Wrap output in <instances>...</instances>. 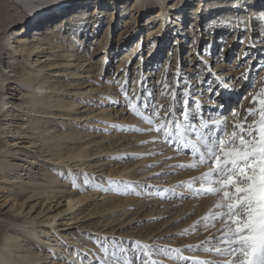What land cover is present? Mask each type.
Instances as JSON below:
<instances>
[{
  "label": "rangeland",
  "instance_id": "1",
  "mask_svg": "<svg viewBox=\"0 0 264 264\" xmlns=\"http://www.w3.org/2000/svg\"><path fill=\"white\" fill-rule=\"evenodd\" d=\"M85 1V7H81L84 5L81 0L61 1L64 3L55 5V10L48 7L42 15L17 22L9 30L10 43L16 45L17 36L31 40L43 31L58 29V36L66 46L33 49L28 56L29 64L25 60L14 64L21 70L26 67L38 71L42 67L39 76L46 75L50 83H56L58 88L47 91L51 97L43 105L54 116L41 122L50 130L53 128L52 133L57 136L49 145L56 141L59 146L55 149L44 146L40 150L43 142L33 131L25 129L23 135L16 136V124L8 123V118L0 115V129L5 127L1 129L0 140H11L9 147L14 151L7 154L8 160L16 165V173H21V178H31L26 186L32 189L31 192L22 190L17 179L12 182L10 177L15 168L7 170L6 175L0 173V227L7 224L14 228L12 222L16 221L29 226L27 222L34 221L38 235H46L49 244L60 248L53 254L48 253L47 246L40 247L34 236L24 234V229L19 227L14 241L21 248L18 255L12 253L10 258L23 264H71L72 254L78 249L83 251L82 262L88 264H191L204 260L226 264L234 257L205 251L220 244L217 238L229 227L234 230L228 217L214 219L219 212H226V207L218 209L212 205V200L220 201L223 195L197 194L196 190L202 186L200 178L209 166L186 165L199 164L195 154L207 151L201 139L205 133L202 124H218L222 129L215 133L219 139L211 142L218 152L219 140L227 141L234 130L240 131L238 127L234 129L235 125L244 124L246 128L259 121V101L264 100V21L249 17L264 13V3L220 0L212 7L215 13L223 12L222 18L212 16L204 22L199 17L188 18L189 22L200 24L198 28L188 24L185 31L181 27L176 31L178 27H174L173 21L161 23L155 1L140 11L137 7L142 5L132 0H102V4L100 0ZM190 11L187 10L188 16ZM76 12L83 19L80 25L95 14L88 21L99 27V30L92 28L82 42L75 41L76 55L82 56L80 62L68 57L65 50L70 46L66 35L72 32L67 29V22ZM239 13H244L241 20L245 23L235 32L234 22L238 21ZM37 29L40 34H35ZM171 29L181 38H159L157 45L162 48L154 49L157 33L167 34ZM13 54L16 60L20 59V52ZM204 66L208 71H204ZM223 97H229V101L223 102ZM198 105L203 106V111ZM250 109L253 115L245 121ZM22 112L28 118L26 110ZM185 112L189 114L188 121L184 119ZM165 116L169 119V130L175 129L171 121L182 123L184 140L172 136L164 142L163 133H157L156 127ZM192 117L196 119L193 121ZM148 118L153 120L152 125L146 122ZM137 119L142 122L137 123ZM151 138L155 140L150 142ZM31 141L36 144L32 145ZM150 145L152 149H148ZM139 146L146 147L147 151L137 150ZM80 150L89 157H76ZM37 156L39 160L35 161ZM142 156L154 157L136 164ZM131 163L119 175H130L128 171L136 167L148 168L150 172L130 179L139 192L131 189L119 194L117 198L124 197L122 203L112 204L111 199L107 200L110 192L107 189L116 187V175ZM67 167L71 170L64 173ZM158 174L163 176L155 179ZM101 182L106 183L102 189ZM203 187L207 189L211 185L205 183ZM160 190L163 193L159 194ZM72 193L86 194L87 198L51 218L56 208L65 207V196ZM126 198H129L128 204H124ZM171 205L175 206L174 210H169ZM125 207L129 208L126 212ZM54 231L66 235L67 239H61ZM73 242L77 243L76 247L72 246ZM25 249L32 252L22 257ZM239 260L242 263V256ZM82 262L79 259L76 264Z\"/></svg>",
  "mask_w": 264,
  "mask_h": 264
},
{
  "label": "bare ground",
  "instance_id": "2",
  "mask_svg": "<svg viewBox=\"0 0 264 264\" xmlns=\"http://www.w3.org/2000/svg\"><path fill=\"white\" fill-rule=\"evenodd\" d=\"M61 1H64L66 3L67 2L68 3H71V2L77 3L80 0H70V1H68V0H0V115H2L4 117V119L8 118V123L16 124L14 127V132H15L16 136L23 135L24 132L26 131L25 129H30L31 131H33L34 135L36 137H39V139L43 142L42 143L43 145L41 146L40 150H43V148H45V147L46 148L54 147V149H55L56 147L59 146V145H57L58 143L56 141H53L52 145L50 144L51 145V147H50L49 142L52 139L56 138L57 136L52 133L53 128H51V130H50L48 125L44 126V124H42V122H41V120L43 118H46V117L51 118L54 116L51 111H48V108H45V107L43 108V105L46 104L47 99H49L51 97L50 95L47 94V91L49 92V90L57 89L58 87H57L55 82L50 83L47 80L46 75H43L42 78L39 76V72H41L42 67L38 71H36L34 69H25L26 67H23L21 70V69L16 68L14 66V64L15 63L21 64L23 60H25L26 63L29 64L30 61L28 60V56L30 55V51L33 49L41 51L45 48H51V47L54 48L57 46L58 47H61V46L64 47L65 45L61 42V38H59V36H58L59 35L58 29L56 31H52V30H47L46 32L43 31V32H41V34H40L39 30L37 29L38 32H36L35 34H40L41 36H33L31 38V40L26 39L25 36H21V37L17 36V38L15 36V38H16L15 42H17V44L11 45L10 37H12V33H10L9 30L17 22L27 21V20L32 19V18L35 19L36 17L42 15L44 13L43 11L47 10L48 7H50V8L53 7L52 9L55 10L56 9L55 5L59 4ZM81 1H83L82 3L86 2L85 0H81ZM132 1H134V4H136V5H140V6L142 5V7H137L139 9L138 11L142 10V8H146V6L148 4L150 5V4H152V2L155 1L154 3H156L158 5V8H159V12L157 14V17H159L161 19L160 20V21H162L161 23H163L164 21H166V22L167 21H173V23L175 24L174 27L175 26L178 27V29H176V31H179L180 27H181L180 30L184 29V31H185L188 24L195 26V28H198V26L200 24L196 23L195 21L189 22L188 18L189 19L193 18L192 20H194V19H197L199 17L200 21L204 22V21H209L212 16H216V17L221 16V18H222L221 14L223 13V12L222 13H215V11H214L215 9L212 7V6H214V4L219 3L220 0H212V1L211 0H204V1H202V0H132ZM239 1L240 0H237V2H239ZM247 1L249 2L250 0H247ZM64 2H61V3H64ZM96 3L97 2H95V4ZM258 3H260V4L264 3V0H259ZM99 4H102V0H100ZM86 5H87V3H84V5H82L81 7H85ZM170 8L175 9V11H170L169 10ZM189 9L191 10L190 11L191 15L188 16L186 13H187V10H189ZM202 11H203V14H201ZM51 12H53V11H51ZM53 13H52V17L54 16ZM185 14L187 15L186 17H185ZM94 15L95 14L89 15L88 19L94 18ZM72 16L73 17L71 18V20H69L67 22V25H68L67 29H72V32H70V34L67 33V35H66L67 39H69V41H70V44H69L70 46L65 50L68 54V57H71V58L75 57L74 60L75 61L79 60V62H80V57H82V56L76 55L77 51H76L75 47L77 45H75L76 44L75 41L77 40L79 42H82L84 38H86V37L88 38V35L91 32L92 28H93V30H99V27L96 24L91 25L89 23L88 19H87V21L85 20L86 23L84 22L82 24L83 26L80 25L81 24L80 22L83 20L82 17L80 16V13L79 14H77V12H76V14L72 13ZM132 16H133L132 19L136 20L135 15L132 14ZM237 16H238V21L234 22V31L235 32L237 30H240V28H239V27H241L240 21L242 19V16H244V13L243 14L239 13ZM65 22H66V20H65ZM138 22L139 21H136V23H138ZM140 24L141 23H139L138 26H140ZM232 25H233V23H232ZM50 26H51V24H50ZM154 27H157V24H155ZM161 27H162V24H161ZM211 28H212V26H211ZM167 34H169V35L167 36ZM167 34L162 33V32H159V34L157 33V35H159V36L156 39H153L154 44H155L154 49H156L158 51V49H160V47H161L160 44L157 45L160 42L159 38H161V40H163L165 38L166 39L171 38L172 40L181 38L178 35V32H173L172 29L167 31ZM187 35H190V34L187 33ZM232 40H234L233 37H232ZM26 41H28V42H26ZM170 42H171V40L168 43H170ZM158 46H160V47L157 48ZM16 52H20V57H19L20 59L19 60H18V57L16 60V55L14 56V54H13ZM82 53H83V51H82ZM127 55H129V54H127ZM5 64H6V66H4ZM207 66L209 67V65H207ZM207 66H204V69L206 68L204 71H206L208 69ZM190 68H191V66H189L188 69H190ZM200 77L202 78V75H200ZM105 93L106 92H103V94H105ZM224 99L225 100L223 102L229 101V97H226ZM24 104L26 106H24ZM21 107H23V109H25L26 112L28 113V118L23 117L24 112H22L23 109H20ZM36 115H39L42 118L41 117L36 118ZM135 120L133 119L132 121H135ZM141 122L142 121L140 119L139 120L137 119V123H141ZM25 123H26V125H25ZM180 124L182 125V123H180ZM4 128L5 127H1V129H4ZM148 128L149 127H147V128L145 127V129H148ZM183 128L184 127L182 125L181 131H183ZM1 129H0V134L3 133L1 131ZM71 132L69 134H71ZM149 134L147 136H149ZM189 137H190V134H188V138ZM154 138L156 139L157 136ZM154 138H151L150 142L154 141L155 140ZM182 140H184V139H182ZM34 142L35 141H31V144L32 145L36 144ZM150 142L148 144H150ZM10 143H11V140L4 139V142L1 141V144H0V173H3V174L5 173V175L7 174L6 173L7 170L12 171V170H14V168L16 166V165L14 166L13 164H11L8 160V157H7V154H14V151H12L9 147L11 145ZM15 143L16 142L13 141V144H15ZM5 146H7V147H5ZM3 147H4V150H2ZM195 147H197V145H195ZM142 148H144V150ZM142 148L139 146L136 149L137 150L141 149L142 152L147 151L146 147H142ZM148 149H152L151 145ZM49 150H51V149H49ZM23 152H25L27 155H29V153L27 151H23ZM92 154L95 155V152H93ZM26 156H25V159H27ZM84 156L89 157L87 152L83 153V151H81V150H80V153H78L76 155V157H78V158H83ZM44 157L46 159H50V158H47L46 156H44ZM152 158H147V157L144 158L142 156V157H140V159L138 161H136V164L139 162H146L148 160H151ZM34 160L38 161L39 160L38 156H37V159H34ZM130 165H132V163L129 165H125L118 172V175H116L117 176L115 179L116 180V185H115L116 187H111V188L109 187L108 189L106 188L107 190H110V192H108L107 200L111 199L110 203H112V204L116 203V202L117 203L119 202V204L122 203V200L124 199V197L121 196L120 197L121 199L117 198V196L119 194H122V193L128 192V191L131 192V189H134L135 193L139 192L140 189L137 187L136 184H134L133 181H130V179L131 178H137L138 176H140L142 174H146V173L150 172L148 170V168L143 169V167H136V168H133L130 171H128L129 172L128 174H130V175H119V174H122L125 169L130 167ZM157 168H159V166L155 167L154 169H157ZM70 170H71L70 167H67V170L66 171L64 170L63 172L67 173ZM71 173L74 176L77 175L76 174L77 172H74V173L71 172ZM20 174L16 173V168H15L14 173L12 174L13 176L10 177L11 179H13L12 182H15L17 179L19 181L17 183V185H19V187L22 190L29 189V191L31 192L32 189H30L28 186H26V182L27 183L31 182L30 181L31 178L30 179L26 178V180H25V179L20 177ZM79 175H81V174L79 173ZM83 175L86 176L85 171H83ZM52 176H54V175H52ZM92 176L90 178L93 179L94 177H92ZM120 176H123L127 180H121ZM162 176L163 175L158 174V175L154 176V178L156 179V178L162 177ZM32 183H33V181H32ZM34 184H35V182H34ZM104 184H106V183L100 184L99 187H101V189L104 188L103 187ZM163 191H164V189H163ZM163 191L160 190L159 194L163 193ZM105 194H106V192H105ZM65 198H67L65 200V207L63 206V208H61V209L56 208V211L54 213H52L51 218L55 217L57 214H60L64 211L71 209L75 203L81 202L82 200L87 198V195L82 194V195L77 196L76 193H72V194L65 196ZM112 199H115V200L113 201ZM218 202H219L218 200L214 199V200H212V205H215V207H216ZM128 203H129V198H126L124 201V204H128ZM171 209L174 210L175 206H173V205L169 206V210H171ZM128 210H129L128 207L124 208V212H126ZM180 210H181V208L178 210V212H180ZM207 210H209V209H207ZM45 222H48V221L46 220ZM12 223L14 224V228L13 227L12 228L7 227V224L6 225L1 224L2 226L0 227V264H23L21 262L19 263L15 259L13 260L10 258V255H12V253H15L16 255H18L17 252H19V249L21 248V246H19L17 244V241H14V238H16V235L19 234V231H20L19 227L24 229V234L34 236V238L36 239V241L38 242L40 247L47 246L48 247V249H47L48 253L53 254V253H55L56 249H60L58 245L56 246V244H49V241L46 238V235H43V236L38 235V233L36 232V226H35L34 221L33 222L28 221L27 223H30L29 226H26V225L24 226L22 223L18 224L17 221H16V223L15 222H12ZM52 229L55 230L54 227H52ZM54 232L57 233L61 239H63V240L67 239L66 235L58 233L57 231H54ZM46 234L49 235V233H47V232H46ZM52 245H54V246H52ZM64 245H66V244L64 243ZM72 246L76 247L77 243L73 242ZM72 246H71V248H72ZM178 246L179 245H177V248L179 250H181L180 247H178ZM8 248H11V249H8ZM24 252L25 253L22 255V257L23 256L24 257L29 256V254L32 252V250L30 251L28 249H25ZM82 252L83 251L75 249L74 253L72 254L73 257H71L72 260L70 259L71 264H76L79 259L82 262V256H81ZM182 252H184V250H182ZM32 254H34V253H32ZM239 262H240V260L237 262V264H242ZM78 264H80V263H78ZM82 264H88V263L82 262Z\"/></svg>",
  "mask_w": 264,
  "mask_h": 264
},
{
  "label": "snow or ice",
  "instance_id": "3",
  "mask_svg": "<svg viewBox=\"0 0 264 264\" xmlns=\"http://www.w3.org/2000/svg\"><path fill=\"white\" fill-rule=\"evenodd\" d=\"M236 6L240 7L239 3ZM244 6L248 7L246 4ZM249 18L264 21V13ZM221 23H231V21H221ZM240 23L243 24L245 21L241 20ZM259 104L258 123L247 125L246 128L244 124L235 125L234 129L238 127L240 131L234 130L227 141L219 140L218 152L214 143L211 142L219 139L215 133L222 129L218 124L215 126L202 124L205 133L201 135V139L205 141L204 148L207 151L195 154L199 164L186 165L190 168L201 164L209 166V170L200 178L202 186L196 190L197 194L204 192L223 195V199L217 203L216 208L226 207V212H219L214 219L228 217L234 230L233 227H229L222 236L217 238L220 244L206 248L205 251L219 256H233L234 259L227 261L226 264H237L241 256L242 264H264V100H260ZM198 107L203 111L202 105ZM134 110L139 114L138 109ZM252 115L253 111L250 109L245 121ZM184 119L189 120L187 112L184 113ZM192 119L194 121L196 118L192 117ZM146 122L149 125L153 124L151 118H148ZM168 123V116H165L163 122L156 127L157 133H163L164 142L171 140L172 136L183 139L182 125L173 120L171 123L175 124V129L169 130ZM195 131L193 128V133ZM185 146L187 147V142ZM205 183L210 184L211 187L205 189L203 187ZM191 264H221V262L204 260L192 261Z\"/></svg>",
  "mask_w": 264,
  "mask_h": 264
}]
</instances>
